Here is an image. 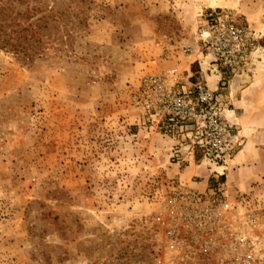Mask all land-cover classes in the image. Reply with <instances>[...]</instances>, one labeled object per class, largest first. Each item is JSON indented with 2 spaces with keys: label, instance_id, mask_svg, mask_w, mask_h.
Masks as SVG:
<instances>
[{
  "label": "rangeland",
  "instance_id": "obj_1",
  "mask_svg": "<svg viewBox=\"0 0 264 264\" xmlns=\"http://www.w3.org/2000/svg\"><path fill=\"white\" fill-rule=\"evenodd\" d=\"M14 1L38 7L50 36L32 63L0 50V264H264V116L242 123L231 88L250 73L264 90V0ZM215 12L257 35L239 69L205 45ZM149 73L177 75L190 99L207 87L227 132L135 107ZM193 169L212 177L203 192L183 180ZM216 179L227 228L206 240L177 226L171 200Z\"/></svg>",
  "mask_w": 264,
  "mask_h": 264
},
{
  "label": "built area",
  "instance_id": "obj_2",
  "mask_svg": "<svg viewBox=\"0 0 264 264\" xmlns=\"http://www.w3.org/2000/svg\"><path fill=\"white\" fill-rule=\"evenodd\" d=\"M207 26L208 29L203 35L204 42L216 61L232 69L241 68L254 46L253 39H256V33L247 24L233 19L228 12L210 13ZM179 80L177 75L151 73L144 75L132 96L134 106L151 112L154 116H165L169 122L183 123L197 116L204 118L202 124L207 128L204 135H213L217 131L227 132L228 127L221 121L217 105L213 104V95L207 87H199L196 97L190 99L175 93L174 88ZM204 111L208 112L203 114ZM216 183L206 195L189 188L178 187L177 196L171 200V205L178 210L174 217L177 226L181 224L195 235L199 233V237L206 240L216 231L227 228L224 220L229 205L226 202L224 183L219 179H216ZM175 234L173 224L171 228L169 225L168 235L172 237V249L179 242ZM250 258L249 255L248 259Z\"/></svg>",
  "mask_w": 264,
  "mask_h": 264
},
{
  "label": "trees",
  "instance_id": "obj_3",
  "mask_svg": "<svg viewBox=\"0 0 264 264\" xmlns=\"http://www.w3.org/2000/svg\"><path fill=\"white\" fill-rule=\"evenodd\" d=\"M39 11L31 6L20 11L14 0H0V50L12 53L25 64L39 58L44 38L50 36L46 33L50 19L36 17Z\"/></svg>",
  "mask_w": 264,
  "mask_h": 264
},
{
  "label": "crops",
  "instance_id": "obj_4",
  "mask_svg": "<svg viewBox=\"0 0 264 264\" xmlns=\"http://www.w3.org/2000/svg\"><path fill=\"white\" fill-rule=\"evenodd\" d=\"M201 55L204 57V53ZM196 56L199 58V52ZM205 64L201 63L200 65L209 86L214 90L219 89V87H221L224 83H220V77L214 72L218 69V67L212 65L211 67H214L212 69L208 65L207 61H205ZM189 67L190 66L188 65L187 70ZM244 74L245 73H243V75H239L234 79V81H232L231 88L235 99V107L241 119L240 121L247 125L253 121L252 117L264 116V107L258 103L259 100L264 99V90L261 91L262 89H258L260 84L255 80V77H252L250 73L247 75ZM175 170L174 172L176 173ZM184 174L185 175L182 174V176H184V182H186L188 186L201 192L205 191L209 187L212 180L211 175L198 169H193L191 172ZM196 174H199L201 177H203V179L201 181H193V177Z\"/></svg>",
  "mask_w": 264,
  "mask_h": 264
}]
</instances>
